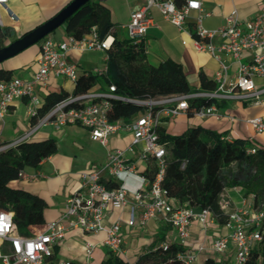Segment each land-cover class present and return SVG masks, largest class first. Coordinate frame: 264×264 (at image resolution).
I'll return each instance as SVG.
<instances>
[{"label": "built area", "instance_id": "obj_1", "mask_svg": "<svg viewBox=\"0 0 264 264\" xmlns=\"http://www.w3.org/2000/svg\"><path fill=\"white\" fill-rule=\"evenodd\" d=\"M8 2L9 0H0V26H4L1 8L7 7ZM152 8H157L165 19L179 28L186 25L191 10L200 11L195 22L194 44L198 51L207 52L219 61L220 66L213 77L215 87L143 101L148 102L149 106L129 121H112L108 116L112 105L110 99L119 98L114 93V85L107 91L90 90L58 102L47 114L31 123L29 131L23 137L1 145L0 151L15 146L47 125L61 129L70 124H80L87 127L92 136L105 147L111 137L120 131L132 134V141L126 149L108 150L106 160L100 167H91L81 173L79 188L66 199L61 215L46 223L43 231L31 236L24 235L14 221V212L0 210V264H51L55 247L66 238L68 231L75 228L87 232L105 231L103 243L112 253L126 258V264H139L127 258L121 221L105 225L110 208L127 209L130 212L128 224L132 228H144L153 218L170 223L175 237L168 238L161 244L165 248L172 241L187 246L193 221H198L205 227L209 222H216L210 209L180 204L163 187L168 149L160 140L159 127L163 117L174 118L187 112L190 99L193 98L213 101L195 113L203 117L220 116L216 102L223 100L263 103L264 88L258 87V80L264 79V7L251 19L243 21L234 13L226 18L224 25L207 28L203 23V17L207 13L203 11L201 0H188L181 7L173 0H147L131 14L128 32L134 42L145 39L149 28L154 24ZM8 10L10 18L19 21V17ZM113 40L112 35L101 39L95 27L80 39L69 35L66 41L58 42L53 33L45 36L40 41L38 69L32 78L12 76L10 79L0 80V117L4 118L9 113L14 101L25 97L31 104L29 116H36L42 105L37 86L46 85L52 74L65 76L73 82L78 79L79 68L68 59V53L72 49L107 51ZM245 53L249 56L246 57ZM107 59L108 54L104 65L94 68L96 73H106ZM154 107L159 109L154 111ZM249 122L257 133H264V116H255ZM127 152L134 153L136 157L128 158ZM251 152H256V148H252ZM151 163L157 167L154 177L145 173ZM142 165H145V169L141 171ZM19 175L20 178L28 177L25 170ZM131 177L137 179L134 185L128 183ZM107 183L115 186L109 187ZM263 226L264 209H235L229 212L226 223L228 233L215 238L211 250L219 256L232 250L234 263L242 264L262 241ZM96 246L94 243L86 244L88 256L92 255ZM206 249L204 245L200 247V251ZM196 257V252L187 247L177 254V258L187 264H193ZM56 264L72 262L61 261Z\"/></svg>", "mask_w": 264, "mask_h": 264}, {"label": "crops", "instance_id": "obj_2", "mask_svg": "<svg viewBox=\"0 0 264 264\" xmlns=\"http://www.w3.org/2000/svg\"><path fill=\"white\" fill-rule=\"evenodd\" d=\"M69 1L9 0L7 7L1 8V15L4 26L13 31L14 36L6 38L5 43L15 40L21 34L34 29L53 17ZM102 1L111 9L112 20L116 23L118 36L121 39L129 38L128 25L131 14L140 9L147 0ZM187 1L183 0V4ZM201 2L204 13H207L203 17V23L207 28H217L224 25L226 18L234 13L243 21L251 19L258 15L264 7V0H201ZM8 9L19 17V21H13L10 18ZM199 14V10H191L186 25L179 28L165 19L157 8H152L151 15L154 24L151 25L145 36L148 60L153 64H158L166 58H172L182 63L191 85L198 89L202 88L201 73L213 80L214 73L220 66L219 61L211 54L198 51L195 47L194 28L196 17ZM53 36L58 42L66 41L69 37L66 25L59 27L58 32L54 33ZM39 55L40 43L7 59L1 66L5 69H14L13 76L29 79L38 69ZM244 55L249 56L248 53ZM106 56L107 51L103 50L82 51L72 49L68 53V59L77 64L79 74L100 66L98 62L92 61V58L102 57L101 59L105 60ZM63 89L72 93L75 89V82L65 76L55 74L51 75L46 85L37 86L42 104L47 94ZM97 90H100L99 86L92 89V91ZM218 103L222 104L219 106L220 116L203 117L198 114L189 116L187 112H183L174 118L163 117L161 126L165 127L168 132L175 134L182 133L190 126L203 125L218 132L227 133V137L231 140L250 138L264 144V133H257L249 122L250 118L264 116V101L262 104H254L229 99ZM30 107L31 104L26 97L13 102L9 113L4 118L0 117V141H16L29 131L31 127ZM48 137L57 139V153L44 159L39 168L27 167L25 172L28 177L11 182L12 186L25 188L46 201L47 204L43 212L44 223L30 228L37 231H43L46 223L61 215L66 199L79 188L83 171L89 170L91 167H100L106 160L108 150L126 149L132 141L130 132L120 131L111 137L108 146L105 147L92 136L87 127L80 124H70L61 129H55L50 125L43 126L25 140H42ZM127 156L128 158L136 157L134 153L128 152ZM144 169L145 165H142L141 171ZM136 182L135 177L128 180L130 185H134ZM221 201L227 213L235 209L243 208L252 211L255 208L253 195L246 196L242 187L226 188L221 193ZM129 219L130 212L127 209L110 208L105 225L108 226L120 220L127 258L130 261L138 262L141 260L142 264H146L142 257L153 245L161 243L159 234H161L163 222L160 218H153L148 221L144 228H132L128 224ZM190 229L191 237L187 241L186 247L197 254L193 264H205L209 257L215 258L216 264H224L226 260L234 262L232 250L220 256L211 250L213 240L228 233L226 225L209 222L208 226L205 227L202 223L193 221ZM105 236L106 232L103 230L87 232L80 228L71 229L67 232L66 238L55 247L51 264L61 261H70L72 264H114L115 258L126 263V258L115 255L103 243ZM172 237H175L173 228L166 232V239ZM87 243L97 245L91 256H88L85 250ZM202 245L207 248L206 251H200Z\"/></svg>", "mask_w": 264, "mask_h": 264}, {"label": "trees", "instance_id": "obj_3", "mask_svg": "<svg viewBox=\"0 0 264 264\" xmlns=\"http://www.w3.org/2000/svg\"><path fill=\"white\" fill-rule=\"evenodd\" d=\"M173 1L179 7L183 5V0ZM64 24L68 35L78 39L91 32L94 27L101 39L110 35L114 37L107 50L108 69L103 74L96 73L93 69L80 74L72 93L63 89L47 94L44 103L38 108V114L31 117L32 124L63 99L86 93L96 86L105 91L111 85L115 86L114 93L119 98L110 99L112 105L108 116L112 121L133 119L147 108L142 104L143 101L215 87V82L204 73L200 75L202 88L193 87L182 63L172 58H166L158 64L151 63L148 60L146 40L134 42L130 37L121 39L116 23L112 20L111 9L102 0L88 1ZM12 36L13 31L0 26V48L11 43L13 40L8 43L2 40ZM13 73L14 69H5L0 64V80L10 79ZM212 102L207 98L190 99L187 113L193 116ZM216 103L218 106L222 105ZM158 109L154 107V111ZM159 134L160 140L168 149L162 185L178 203L208 208L217 223L226 225L229 213L222 206L221 193L228 187H242L246 196L253 195L254 207L264 209V144L250 138L231 140L227 133L203 125L190 126L182 133L175 134L160 126ZM5 143L9 141H0V146ZM252 148H256V152H251ZM57 151L58 141L55 137L23 140L0 151V210L14 212V221L24 235H33L31 226L44 223L43 212L47 203L41 196L25 188L14 187L11 182L20 179V172L27 167L39 168L44 159ZM156 171V165L151 163L145 173L154 177ZM107 184L109 187L115 186ZM171 228L170 223H162L159 234L161 243L153 245L143 255L144 263L187 264L177 258V254L186 249L185 245L174 241L170 242L168 248L161 245L166 240V232ZM138 263L142 264V261ZM114 264L126 263L115 258ZM205 264H216V259L209 257ZM224 264L235 263L226 260ZM242 264H264V226L262 241Z\"/></svg>", "mask_w": 264, "mask_h": 264}, {"label": "water", "instance_id": "obj_4", "mask_svg": "<svg viewBox=\"0 0 264 264\" xmlns=\"http://www.w3.org/2000/svg\"><path fill=\"white\" fill-rule=\"evenodd\" d=\"M88 1L90 0H72L53 17L0 48V64L27 48L40 43L45 36L53 33L56 29L64 25L66 20ZM142 104L146 107L149 106L148 102H143Z\"/></svg>", "mask_w": 264, "mask_h": 264}, {"label": "rangeland", "instance_id": "obj_5", "mask_svg": "<svg viewBox=\"0 0 264 264\" xmlns=\"http://www.w3.org/2000/svg\"><path fill=\"white\" fill-rule=\"evenodd\" d=\"M56 1H60V0H56ZM58 30H59V28L58 29H56L54 32H53V34L54 33H56V32H58ZM128 34H129V32H128ZM5 40H2V42H4ZM87 54H89V52H87ZM102 57H96V58H92L91 60L92 61H96V62H98L99 64H100V66L99 67H102L103 65H104V59H101ZM259 84H262V85H259ZM264 84V80H258V87L259 88H263V85ZM262 98L264 99V93H263V95H262ZM171 120H173V119H171ZM32 231V233L33 234H35V233H38L39 231H37L36 229H32L31 230ZM233 259H234V261H235V257H233Z\"/></svg>", "mask_w": 264, "mask_h": 264}]
</instances>
